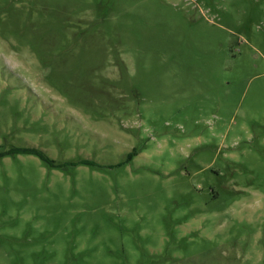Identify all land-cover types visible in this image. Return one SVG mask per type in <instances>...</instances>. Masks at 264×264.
<instances>
[{
    "label": "rangeland",
    "instance_id": "1",
    "mask_svg": "<svg viewBox=\"0 0 264 264\" xmlns=\"http://www.w3.org/2000/svg\"><path fill=\"white\" fill-rule=\"evenodd\" d=\"M10 147L0 264H264V0H0Z\"/></svg>",
    "mask_w": 264,
    "mask_h": 264
},
{
    "label": "trees",
    "instance_id": "2",
    "mask_svg": "<svg viewBox=\"0 0 264 264\" xmlns=\"http://www.w3.org/2000/svg\"><path fill=\"white\" fill-rule=\"evenodd\" d=\"M17 154H35L39 156L45 163L49 164L52 167H60V164L56 163V161L49 156H47L42 150L35 147H10L9 149L0 150V157L6 155H17ZM132 157V154L129 158ZM85 163L93 164L92 161H84Z\"/></svg>",
    "mask_w": 264,
    "mask_h": 264
}]
</instances>
